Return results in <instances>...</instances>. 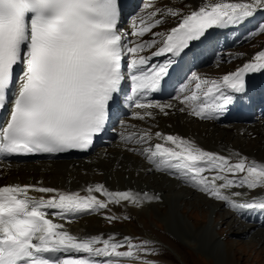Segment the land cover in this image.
Instances as JSON below:
<instances>
[{"label": "snow or ice", "instance_id": "snow-or-ice-1", "mask_svg": "<svg viewBox=\"0 0 264 264\" xmlns=\"http://www.w3.org/2000/svg\"><path fill=\"white\" fill-rule=\"evenodd\" d=\"M144 8L128 31L121 27V0H0V111L7 109L0 120V157L90 150L120 110L125 82L129 106L143 110L133 113L135 118H154L152 109L168 115L172 103L149 97L160 91L173 68L211 29L242 25L264 10V0H201L187 13L152 2ZM169 18L176 25L158 31ZM161 56L163 63H153ZM259 71H264V51L218 80L191 73L194 88L181 89L174 99L182 107L176 110L219 120L245 100L247 76ZM126 132L120 134L125 144L147 145L128 150L139 151L152 165L149 171L173 175L241 215L264 212V200L238 202L233 197L242 193L232 191L264 187V163L249 162L242 153L234 159L207 151L194 140L150 128ZM153 136L162 143L153 145ZM160 200L158 194L111 191L100 183L74 192L0 186V264H155L148 259L156 254L151 241L77 236L51 217L64 220L104 210L109 222L129 220L112 214L110 206Z\"/></svg>", "mask_w": 264, "mask_h": 264}, {"label": "bare ground", "instance_id": "bare-ground-1", "mask_svg": "<svg viewBox=\"0 0 264 264\" xmlns=\"http://www.w3.org/2000/svg\"><path fill=\"white\" fill-rule=\"evenodd\" d=\"M150 1L151 0L146 1L144 6L150 3ZM185 2V8L182 10L184 13L190 12L193 8L201 4V0H186ZM225 2H246V0H225ZM167 7H169V5ZM144 10L145 8L140 11V14H142ZM263 16L264 11H257L253 17L242 25L231 26L235 34L241 33L239 37L234 39V44L237 43V40L241 36L246 37L244 41H253L258 28L257 26H253V24L258 18ZM175 23L176 20L171 18L169 27ZM261 26H264V24L262 23L259 25L258 31H260ZM123 29L131 31V22L125 24ZM159 31L165 32L164 30ZM230 34L229 32L226 39L228 45L232 40V34ZM132 39L135 40L134 37ZM218 47L221 49L223 45L212 42L201 51L200 57L195 59V62L201 61L203 57H207V60L210 59L209 56H211L213 50ZM260 51H264V41L262 44H259V46L245 51L237 66L231 67L226 64L221 71L222 76L227 72L235 70L246 62H250ZM215 62L217 61L215 60ZM260 73L264 77V71H260ZM191 84L194 88V82ZM188 94H190V91ZM158 103H172L174 108L170 110L168 115L160 114L157 109L153 110L154 118H146L148 119L147 121H149L146 126L148 129L150 128L153 133L175 130L191 136L190 139L194 140L204 150L219 152L224 155L231 154L234 159L236 153H242L244 156L250 158L248 160L249 162L256 159L259 163H264V121H258L253 124H215L212 121H202L176 110L182 107L176 99L165 100ZM138 129L141 131V128ZM158 129L159 131H157ZM252 134L256 135L253 143L244 141L247 135ZM153 140L159 139L153 136L151 142H153ZM138 147L141 148L144 146H135V148ZM114 148L122 149L114 150ZM100 151V155H104L107 158H98L101 156L99 154H94L90 155L91 157L89 156V158L80 160L36 161L38 163H33L35 161H32L23 164L17 162L11 164H9V162H0V183L8 182L20 185H36L51 187L60 191L73 192L82 191L87 186H94L100 183L104 184L105 187L111 191L131 190L133 193L147 192L149 194H158L161 197L160 201H145L143 206L139 207L131 204H121L119 206L111 205L110 212L120 217L132 214L134 217L138 218L141 216V211L143 209H152L158 215L159 219L165 220L167 229L173 232L178 238L183 240L189 237L198 240L203 248L209 249L220 259L228 261L226 262L227 264H233L236 260L235 254L237 250L235 246L239 244L252 247L259 244V250L255 251L259 252L261 255L264 253V227L257 226V222L245 224L242 220L236 218L234 213L229 211L220 213V215L214 219V214H217V211H219L221 207L220 202L204 198L191 200L193 194L199 196V194L195 192L196 189L182 186L184 182L181 180L175 181L166 177V175L152 174V171L148 172L152 165H150L145 158L142 160L140 154L129 153V151L120 144L113 148H102ZM96 156L97 159H95ZM100 170L101 172L98 174L97 171ZM84 171L85 173H83ZM33 195L40 194L33 193ZM258 198L262 200L264 196H258L257 194L245 195L244 197H237L235 199L237 201H250L251 199L252 201L253 199L258 200ZM207 202L210 204L209 209L204 211L201 209V204ZM222 203L225 204L224 202ZM187 204L190 205L188 206L190 209L185 211L183 208ZM198 207L202 210L200 215L196 213ZM193 216H201V218H199L200 221L198 219L195 220ZM203 216H205V218H203ZM51 218L54 219V222L63 224L64 229L71 234L77 236H93L100 235L96 231V227L105 219V214L104 210H100L98 213L78 214L64 220L57 217ZM219 224H225V229H217ZM127 226L130 229L132 228L130 224H127ZM214 227L216 231L211 229ZM224 230L226 234L230 232L239 234L241 238H244L246 235L250 237L248 240L245 239L243 241L235 239V242L238 240L236 243H230L226 238H224V240L222 239ZM242 247L240 246V249H242Z\"/></svg>", "mask_w": 264, "mask_h": 264}, {"label": "rangeland", "instance_id": "rangeland-1", "mask_svg": "<svg viewBox=\"0 0 264 264\" xmlns=\"http://www.w3.org/2000/svg\"><path fill=\"white\" fill-rule=\"evenodd\" d=\"M185 1L186 0H159L155 3V5L157 7L161 6L162 8H166V4H167L169 5V7H175L177 9L182 10L183 8H185V4H186ZM170 19L171 18L168 19L169 23H170ZM169 23H166L162 28L157 29V30L158 31L162 30ZM258 23L260 25L262 23L264 24V18L259 19ZM259 32L260 31H257V34L254 37L253 41H247L242 45H236L234 47H231L229 49L230 50L229 55H231V57H229L228 60L227 59L224 60L222 64L221 63L220 65L209 64L207 66H204L207 68L201 70L200 77L207 78L209 80L211 79L218 80L220 77V73L226 64L228 66L237 65V63L242 59V56L245 53V51H249L250 49H253L259 46V44H262V42L264 41V34H259ZM255 137H256L255 134L247 135V137L244 138V141L253 143ZM117 149H122V148H114V150H117ZM98 158L104 159L107 157L102 155L101 157H98ZM95 159H97V156ZM33 163H38V162L35 161ZM100 172L101 170L97 171L98 174H100ZM83 173H85V171ZM243 189H246V188H235V189H232V191L233 192L235 191L243 192L244 191ZM262 190H263V187H262ZM198 194L200 197L193 194L192 195L193 198L191 196L192 198L191 200H196L197 198H204V199L214 201V199L209 198L207 195L201 193L200 191L198 192ZM209 205L210 204L208 202L202 203L201 209L204 211L208 210ZM188 206L190 205L187 204L183 209L185 211H188L190 209V207ZM229 208L230 207L228 205H221L219 211H217V214H214V219H216V217H218L220 213L225 212ZM202 210H200L198 207L196 213L200 215L202 213L201 212ZM155 214L156 213L154 210L145 208L141 211V216H139L138 218L134 217L132 214H127L126 216H130L131 219L121 220V221L114 220L112 222H109L108 220H103L100 222L98 227H96V231L97 232L104 231L102 234H105V235L115 234V237L117 240H120L123 237H129L127 235H131V234H134L135 236L138 235V236L150 237L148 238V240L152 242L151 246L154 248L155 253H156L155 255H152L150 257H151V260L155 261V264H177V263L182 264L181 262L183 261L187 264H227L226 262L228 261L220 259L218 256L213 254V252L210 251L209 249L203 248L199 244L198 240L196 239L194 240V238H189V237L188 238L186 237L183 240L178 238L173 232L167 229L165 220L159 219L158 215L157 214L155 215ZM199 218H201V216L194 217L195 220L196 219L199 220ZM203 218H205V216H203ZM127 224L131 225L132 230L127 226ZM215 227L211 229L216 231ZM217 227H218L217 229L219 228L225 229V224H219ZM249 237H250L249 235H246L244 236V238H241L239 234L230 233V232L226 234L225 230L222 233V239L224 240V238H226L230 243H234L235 239H240L242 241L245 239L248 240ZM164 242H165V245L163 244ZM240 246L241 247L243 246L242 249H240ZM235 248L237 250L235 254L236 260L234 261L233 264H264V253H262L261 255L259 252H257L260 248L259 244H256V246L254 247L239 244L238 246H235Z\"/></svg>", "mask_w": 264, "mask_h": 264}]
</instances>
